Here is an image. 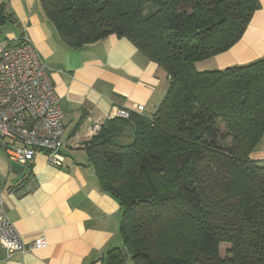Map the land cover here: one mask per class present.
<instances>
[{
  "label": "trees",
  "instance_id": "obj_1",
  "mask_svg": "<svg viewBox=\"0 0 264 264\" xmlns=\"http://www.w3.org/2000/svg\"><path fill=\"white\" fill-rule=\"evenodd\" d=\"M38 1L70 49L125 38L168 81L150 117L107 120L85 145L122 210V246L103 264H264V164L250 157L264 138V59L196 68L240 40L257 1ZM10 22L0 4V29Z\"/></svg>",
  "mask_w": 264,
  "mask_h": 264
},
{
  "label": "crops",
  "instance_id": "obj_2",
  "mask_svg": "<svg viewBox=\"0 0 264 264\" xmlns=\"http://www.w3.org/2000/svg\"><path fill=\"white\" fill-rule=\"evenodd\" d=\"M256 1L258 7L240 40L197 64L201 66L197 70L222 71L264 59V0ZM0 4L12 18L0 29L5 31L3 42L26 36L34 46L48 69L64 126L61 169L49 167L39 154L24 166L26 173L18 174L10 169L15 162L0 154L7 166L0 173L6 216L25 243L41 237L47 242L42 249L16 254L0 264H103L109 251L122 246V210L99 187L85 145L94 136L92 126L104 124L115 109L141 106V115L150 117L166 94V74L130 41L115 35L70 49L38 0H0ZM129 132L122 134L128 137ZM250 157L264 164V138Z\"/></svg>",
  "mask_w": 264,
  "mask_h": 264
},
{
  "label": "built area",
  "instance_id": "obj_3",
  "mask_svg": "<svg viewBox=\"0 0 264 264\" xmlns=\"http://www.w3.org/2000/svg\"><path fill=\"white\" fill-rule=\"evenodd\" d=\"M3 45V47H2ZM0 45V153L7 162L29 166L43 154L53 169L63 167V113L48 69L26 36ZM143 108L115 109L108 118L127 120ZM102 124L92 126L98 134ZM44 238L25 243L6 216L0 191V261L46 247Z\"/></svg>",
  "mask_w": 264,
  "mask_h": 264
},
{
  "label": "rangeland",
  "instance_id": "obj_4",
  "mask_svg": "<svg viewBox=\"0 0 264 264\" xmlns=\"http://www.w3.org/2000/svg\"><path fill=\"white\" fill-rule=\"evenodd\" d=\"M5 39V31L4 30H2V31H0V44H2L3 43V40ZM201 63V62H200ZM199 67H201V66H199V65H196V68H199ZM209 67H212V66H209ZM125 138H126V135H120L119 136V140L120 141H122V142H126L125 141ZM130 141V140H129ZM129 141H127V142H129ZM126 142V143H127ZM0 154H2V153H0ZM2 156V155H1ZM5 164L6 163H4L3 162V160H2V158H0V173L2 174V172H3V168H6L7 166H5ZM26 167H24V166H22V165H19V164H17V163H11V165H10V169H12L13 171H16V172H18V174H21V173H26L27 172V169H25ZM228 247L227 246H225V245H221V247H220V253H221V255L222 256H224L225 254H226V249H227ZM129 264H131V263H129Z\"/></svg>",
  "mask_w": 264,
  "mask_h": 264
},
{
  "label": "water",
  "instance_id": "obj_5",
  "mask_svg": "<svg viewBox=\"0 0 264 264\" xmlns=\"http://www.w3.org/2000/svg\"><path fill=\"white\" fill-rule=\"evenodd\" d=\"M122 252H123V254H124L125 256L127 255V253H126V251H125V250H123Z\"/></svg>",
  "mask_w": 264,
  "mask_h": 264
}]
</instances>
